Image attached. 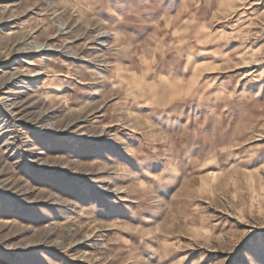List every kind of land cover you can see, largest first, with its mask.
<instances>
[{
  "label": "rangeland",
  "instance_id": "rangeland-1",
  "mask_svg": "<svg viewBox=\"0 0 264 264\" xmlns=\"http://www.w3.org/2000/svg\"><path fill=\"white\" fill-rule=\"evenodd\" d=\"M0 264H264V0H0Z\"/></svg>",
  "mask_w": 264,
  "mask_h": 264
},
{
  "label": "clouds",
  "instance_id": "clouds-1",
  "mask_svg": "<svg viewBox=\"0 0 264 264\" xmlns=\"http://www.w3.org/2000/svg\"><path fill=\"white\" fill-rule=\"evenodd\" d=\"M121 22L128 24L130 27H142L143 22L139 17L132 19H125L120 17ZM123 39L128 41L131 39L129 36H124ZM150 72H155V69H146L141 72L140 78L143 81L142 88L137 92L138 96H141L145 103L150 104L154 108L166 109L168 108L176 99L175 95L176 88L183 83L181 77L175 76L174 66H171L167 73H159L153 76L152 79H148ZM208 121L205 120L203 123L197 122L195 127L184 129L180 136L182 141L181 147L187 146L189 142H195L197 140L211 141L219 134V122H215L211 129H208L206 125ZM171 139V138H170ZM175 171L172 164L164 169L159 175L155 177L158 184H165L170 179V175Z\"/></svg>",
  "mask_w": 264,
  "mask_h": 264
}]
</instances>
